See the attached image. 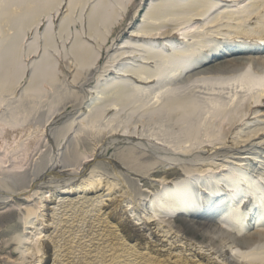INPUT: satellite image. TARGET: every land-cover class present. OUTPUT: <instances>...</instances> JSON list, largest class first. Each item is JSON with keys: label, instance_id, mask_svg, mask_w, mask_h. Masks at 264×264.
<instances>
[{"label": "bare ground", "instance_id": "6f19581e", "mask_svg": "<svg viewBox=\"0 0 264 264\" xmlns=\"http://www.w3.org/2000/svg\"><path fill=\"white\" fill-rule=\"evenodd\" d=\"M162 1L135 0L123 10L114 27L123 25L125 27L118 32L112 46H102L103 52L115 49L116 59L109 60L101 66L99 72L93 75L94 80H99V83L101 80L104 82L114 80L115 77L107 79L106 76L109 73L116 74L115 64L125 62V58L133 60L129 62L130 64H150L148 61H140L135 56V51L122 50L124 46L118 39L124 37L123 34L131 41L138 40L137 43L140 42L139 39L145 38L170 39L167 42L175 38L179 41L178 44L193 43L194 46L198 45L199 49L202 47V44H198L199 38L206 39L209 35L218 34L219 21L215 20L202 26V36L196 34L197 30L190 25L200 18L167 26L155 33L137 30L134 26L138 21L141 23L153 21V10ZM223 2L227 1L215 0L211 10L218 9ZM235 11L236 9L231 6L224 9L221 14ZM139 14H145L141 20H138ZM233 18L227 20L232 24L226 26L227 31H240L242 19ZM119 20L121 21L118 22ZM44 22L43 19L40 24ZM255 36L259 37L260 34L256 33ZM66 40L68 38H65ZM159 42L162 43L161 40ZM223 54L229 56L231 53ZM259 63L258 60L257 64ZM238 65L242 63L228 60L203 68L197 72L198 76L190 78L188 82L185 81L174 88V91H183L185 83L187 87H193L201 82L207 85L211 82L210 79L215 80L211 77L213 74L233 75L240 70ZM69 67L66 66V69ZM129 73L132 72L123 71L120 76L128 78ZM130 80L142 85L155 83L152 77L130 76ZM60 82L66 86L68 81L60 79ZM21 84L16 88L15 94L23 92ZM78 84V80H73L70 83L71 89L79 88ZM202 87L200 88L203 89ZM89 88L92 90L94 87ZM44 89L46 93L51 92L50 85ZM69 92L73 93L72 90ZM104 96V92L100 93L97 103L104 101ZM13 97L10 99L13 100ZM76 99L77 97L73 96L72 100L68 99V102L61 104L54 112L42 114L43 119L36 113H29L26 123H20L15 127L3 126L0 123V205L5 206V209L12 207L17 211L23 228L6 242L10 252L8 254L0 252V264H253L247 263V252L236 245L242 246L255 231L245 233L237 226L227 225L223 221L212 224L207 219L197 220L189 223V227L190 231L194 230L201 234L203 239L198 241L195 235L189 234L188 228L186 230L173 220L179 213L178 210L171 214L173 216L171 217L163 212L164 207H157L161 199L157 193L160 191L164 194L166 187L180 182L179 180H170L163 175L153 176L151 172L146 173V170L142 171L132 166L129 168L133 172L127 176L119 170V168L129 170L126 164L117 161V158H114L116 156H110L108 152L118 141L130 144L136 149L150 151V148L153 150L159 148L182 157L202 154L199 162H209L208 165L213 166L211 168L213 173L222 172L232 166L247 168L251 163L255 165V172L259 173L264 181V101L258 104L260 106L249 107L244 114L245 118L242 119L241 114L233 123L223 122L222 125L227 131L219 141H209L194 147H189L190 144L182 147L168 144L165 147L162 146L165 143L160 142L159 138L143 130L134 134L126 131L119 133L115 127H111L110 132L94 131L89 125L84 124L83 112L79 110L83 107L78 108L80 102L73 101ZM124 106L126 107L122 109L130 118L137 117L143 122V119L152 116V111L142 109V106L134 108L128 107L129 104ZM3 107L6 108L4 105ZM191 114L172 123L182 126L199 120L197 117L201 116L197 111ZM5 116L6 113L0 106V122L4 121ZM172 119L170 115L169 120ZM38 121H41L39 126L36 125ZM72 123H79L80 128L69 136L66 133L61 141L57 138L53 140L56 129L57 134H60L65 126L72 127ZM183 129L195 132L197 126ZM199 129L211 132L221 130L219 125H203ZM81 138H87L88 141L78 143ZM86 148L88 151H83ZM45 153H53L54 158L49 166L37 173L34 171L35 167ZM140 164L139 167L142 168L143 165ZM132 165L137 166L135 162ZM193 169L191 165H186L184 171L189 175ZM166 171L168 169L165 168L164 172ZM15 176L17 177L14 178ZM135 182L137 189L133 187ZM146 184L149 188L145 189ZM245 184L248 190L247 182ZM128 190L135 193L131 195ZM207 193L217 203L229 202L233 195V191L226 187L221 191ZM135 195H139L141 202L133 199ZM18 202L22 205H18ZM210 206L220 207L206 203V208ZM219 210L222 211L221 208ZM215 211L218 212L216 209ZM259 211L258 202L250 195L245 200L243 196L239 199L237 212L248 217L244 220L253 230L260 219ZM238 220L239 218L234 219L235 224L240 223ZM259 230L261 232H257L255 236L264 237V228ZM254 243L253 239H249L246 247Z\"/></svg>", "mask_w": 264, "mask_h": 264}, {"label": "rangeland", "instance_id": "374dc122", "mask_svg": "<svg viewBox=\"0 0 264 264\" xmlns=\"http://www.w3.org/2000/svg\"><path fill=\"white\" fill-rule=\"evenodd\" d=\"M9 212L7 213H1L0 214V252L1 253H4V254H8V252H10V249H8L6 247V242L8 240L11 239V237L13 236L15 230H13L15 227H17L18 223L16 222V212ZM188 225L186 224V228ZM13 227V228H11ZM189 229V233L191 235H195V237H199L198 239L201 240L199 234H196L194 230H191L190 231V228Z\"/></svg>", "mask_w": 264, "mask_h": 264}]
</instances>
